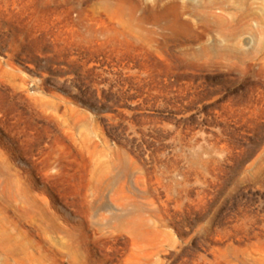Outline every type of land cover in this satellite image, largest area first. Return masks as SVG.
<instances>
[{
    "label": "rangeland",
    "instance_id": "obj_1",
    "mask_svg": "<svg viewBox=\"0 0 264 264\" xmlns=\"http://www.w3.org/2000/svg\"><path fill=\"white\" fill-rule=\"evenodd\" d=\"M0 264H264V0H0Z\"/></svg>",
    "mask_w": 264,
    "mask_h": 264
},
{
    "label": "bare ground",
    "instance_id": "obj_2",
    "mask_svg": "<svg viewBox=\"0 0 264 264\" xmlns=\"http://www.w3.org/2000/svg\"><path fill=\"white\" fill-rule=\"evenodd\" d=\"M168 5V4H167Z\"/></svg>",
    "mask_w": 264,
    "mask_h": 264
}]
</instances>
